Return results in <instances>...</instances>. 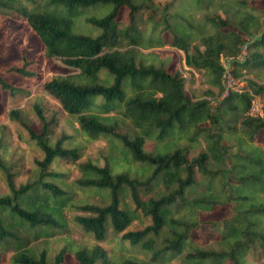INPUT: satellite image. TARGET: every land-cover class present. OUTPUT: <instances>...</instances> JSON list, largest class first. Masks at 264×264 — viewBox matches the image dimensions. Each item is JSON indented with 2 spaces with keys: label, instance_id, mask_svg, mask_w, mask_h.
<instances>
[{
  "label": "trees",
  "instance_id": "1",
  "mask_svg": "<svg viewBox=\"0 0 264 264\" xmlns=\"http://www.w3.org/2000/svg\"><path fill=\"white\" fill-rule=\"evenodd\" d=\"M180 1L167 2L153 26L162 23L172 34L171 45L209 84L207 95L226 88L223 57L234 77L244 69L255 76L246 79L247 89L229 90L215 105L195 99L173 58L155 49L164 40L144 38L137 26L142 12L150 20L159 11L153 0H0V123L3 116L21 123L42 152L31 179L17 185V164L8 162L0 124L7 188L0 194V264H65L68 255L79 264H156L180 253L197 264H250L252 248L264 264V114L250 113L252 97L264 98L263 10L252 0H226L230 16L207 13L198 20L193 10L215 0ZM108 4L104 15L86 17L90 30L77 24L90 8ZM186 8L187 20L181 15ZM14 29L18 36L38 35L41 52L29 56L28 35L18 54L11 46L17 38L9 37ZM44 60L62 71L45 77L50 68L42 69ZM29 83L59 101L77 132L107 142L102 165L77 162V135L54 138L58 120L49 119L40 102L32 105L40 131L22 118L20 106L7 109L30 95ZM199 146L204 150L190 158ZM61 162L76 164L79 177L71 180ZM79 191L97 193L104 203L79 200ZM142 192L151 194L144 198ZM135 220L146 224L127 230ZM204 226L217 233L219 248L195 242L192 232ZM110 230L120 235L116 252L101 244ZM56 236L61 246L52 254L49 240ZM127 243L150 257L130 254Z\"/></svg>",
  "mask_w": 264,
  "mask_h": 264
},
{
  "label": "rangeland",
  "instance_id": "2",
  "mask_svg": "<svg viewBox=\"0 0 264 264\" xmlns=\"http://www.w3.org/2000/svg\"><path fill=\"white\" fill-rule=\"evenodd\" d=\"M156 5L159 6V11L157 14L153 16L152 19L148 20L145 17V13H141V19L137 24L138 28L144 35V38H149L151 35L154 38H159L164 40L165 44L162 47L155 48L160 52L161 57L165 58L170 55V58H173L174 66L173 68H178L181 70L183 76L186 79V89L193 95L195 99H208L214 105L216 104L217 100L223 98L226 95V90L223 91L222 94H218V90L214 89L217 95L209 96L206 94V90L210 89V86L204 78L196 71H193L190 67H188L185 63V54L179 48L172 46V34L169 31L164 30L163 24H158L157 26H153L156 19L161 18V14L164 10L162 8L165 4L171 0H153ZM185 0H181L182 3ZM252 5L257 7V9L263 10L264 15V0H252ZM232 5L230 1L226 0H215L214 3L210 4L206 8H202L200 10H193L195 16L198 20H200L205 14H214L218 13L222 17L230 16L231 12L233 11ZM192 8V7H191ZM191 8H186L182 10V17L183 19L187 20L190 17ZM111 9V5H98V7H92L87 12L82 14L81 16L77 17V24L83 26L84 30H90L92 25L89 22H86V17H90L92 15L101 16L107 13ZM177 8L176 6L172 7L170 11H175ZM227 10V12H225ZM145 18V19H143ZM121 20L124 23L128 21V11L123 10L121 13ZM154 27V28H153ZM19 34L17 29H14V32L11 33L9 36L10 39L15 41L12 42V47L16 49L17 53L20 54V48L18 47V43L23 41V38H28V46L31 51L28 53L29 56L38 55L41 52V40L36 34H32L30 32H23ZM145 50V49H144ZM152 49H148L146 51H151ZM223 63L226 65V74L230 73L231 67L227 65L226 58H222ZM55 63H60L58 60H54ZM61 64V63H60ZM42 69L46 70L50 68V71L45 72L46 76H51L56 73H60L62 68L55 67L53 62L50 63L47 60L42 62ZM231 74V73H230ZM228 75V74H227ZM225 75L224 84L228 87L229 78ZM233 76V75H232ZM249 77H255L252 73L249 72L248 69L243 70V74L236 78L242 84H245L244 89H247L246 79ZM29 87L31 88V93L29 96H19L16 99L12 100L7 104V109L11 107L20 106L22 109V118L28 122L32 128L36 131H40L42 127L41 121L38 119L37 114L32 109L33 102L38 101L42 105L45 114L50 119L52 116H56L58 120L56 125L53 126V135L54 138L59 137L62 132H66L68 134L77 135L76 137V144L80 145L82 148V156L77 162H83L88 159L95 160L99 162L101 165L104 163V156L108 153V144L104 139H90L83 133H79L76 131L75 127L77 124L73 122V120L67 115V113L62 108L59 101L54 98L50 93L42 88L40 84L37 83H29ZM262 95H256L252 97L251 100V108L250 112L254 114L262 113L264 114V100ZM4 124V136H5V143L8 147V155L7 159L10 163H15L12 167V170L17 173L15 177L16 184H20L26 182L31 179L33 168H34V160L36 158L42 157V152L38 149L33 142L29 141L28 133L21 123L17 121L10 120L7 116H3L1 123ZM146 149L151 150L154 148V142L149 140L145 144ZM204 150V146H199L197 148L191 149L190 158L196 156L200 151ZM63 169L70 172V179H76L80 175V171L76 164H70L68 162H61ZM7 192L6 184H5V175L3 171H0V194H5ZM151 193L142 192L144 198H147ZM78 199L79 200H86L91 203L102 204L104 200L100 197L99 194L89 193L86 194L85 192L79 191L78 192ZM69 216L74 214L73 211L68 212ZM228 213V210H223L222 216H225ZM146 224L141 223L138 220H135L127 230H135L142 227ZM76 236H80V233H77ZM192 236L196 239L195 242L204 248L208 247H215L219 248L220 245L217 243V233L212 230L209 226H204L198 231H193ZM57 238H51L49 240V245L51 248V253L54 254L55 251L61 246L60 237L56 236ZM79 238V237H78ZM120 242V235H115L112 231H109L108 237L106 241L101 242V244L109 250H114L116 252V247ZM129 253L137 256L141 259H147L150 255H145L138 247H132L130 244L127 243L126 245ZM10 252L7 254V257L10 256ZM170 259L165 260L164 262H157L156 264H197L183 260V253H180L174 257H169ZM247 259L249 260L250 264H260L263 260L260 250L258 248H252L247 255ZM65 264H79L76 259L72 255H68L66 258ZM224 264H231L230 262H225Z\"/></svg>",
  "mask_w": 264,
  "mask_h": 264
},
{
  "label": "built area",
  "instance_id": "3",
  "mask_svg": "<svg viewBox=\"0 0 264 264\" xmlns=\"http://www.w3.org/2000/svg\"><path fill=\"white\" fill-rule=\"evenodd\" d=\"M243 53H246L245 52V50L243 51ZM243 58V56L241 55V56H239V59H242ZM231 73V72H230ZM230 73H225L224 74V78H225V75H227L228 76V78H229V84H228V87L227 86H225L226 88H225V90H226V92H228L229 90H235V91H238V92H242L243 90H244V88L243 87H245V84H242L241 82H239L238 80H236L235 78H234V76H232L233 74H230ZM247 85V84H246ZM227 94V93H226ZM251 114H253V115H263L262 113H258V114H254V113H252V112H250Z\"/></svg>",
  "mask_w": 264,
  "mask_h": 264
}]
</instances>
